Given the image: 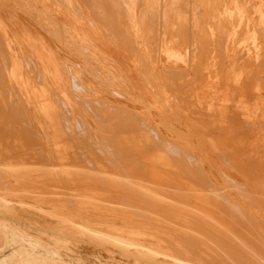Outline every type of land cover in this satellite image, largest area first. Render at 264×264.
<instances>
[{"label":"rangeland","instance_id":"1","mask_svg":"<svg viewBox=\"0 0 264 264\" xmlns=\"http://www.w3.org/2000/svg\"><path fill=\"white\" fill-rule=\"evenodd\" d=\"M262 10L264 0H0V21L18 41L7 40L1 22L0 263L264 264V179H257L256 186L227 181L231 200L214 188L216 210L243 213L224 219L212 215L208 206L197 209L198 202L185 197L201 186L194 177L200 167L194 165L197 170L191 174L192 168L178 173L165 185L159 173L150 174L164 151L158 145L145 151V143L135 141L136 133L145 138L146 121L152 136L157 135L153 125L163 128L152 105L175 95L178 85L174 87L171 75L180 72L174 70L177 65L188 67L194 54L191 77L203 75L211 82L222 68L227 76L238 75L237 63L212 61L232 58L233 50L241 54L239 59H253L246 64L252 70L240 73L256 76L248 88L256 99L206 96L194 101L214 110L212 120L222 118V108L231 123H256L253 128L264 137ZM251 47L256 53L249 56ZM13 66L19 67L23 86L30 84L24 94L10 82ZM226 83L240 89L236 78ZM30 103L39 105L36 114ZM198 106L194 103L195 112ZM53 119L67 134L68 121L75 131L81 123L89 132L85 128L70 139L64 133L58 137L41 126ZM249 131L246 127L240 138H249ZM67 143L68 152L62 148ZM254 148L237 149L252 167L253 155H264V143ZM180 169L172 165L170 170ZM256 172L246 171L245 178L264 174ZM243 183L249 186L245 191L239 187ZM251 222L253 228L247 227ZM224 233L236 239L220 238ZM245 251L248 263L238 257Z\"/></svg>","mask_w":264,"mask_h":264},{"label":"crops","instance_id":"2","mask_svg":"<svg viewBox=\"0 0 264 264\" xmlns=\"http://www.w3.org/2000/svg\"><path fill=\"white\" fill-rule=\"evenodd\" d=\"M260 14L264 15V10H262ZM0 23L3 24V28L6 31L5 35L7 36V40L13 44L18 43V41H17V39H15L14 35H13V39L10 38V33H11L10 26L6 22H4V20L3 21L1 20ZM263 26H264V24H263ZM179 45H181V44H179ZM177 47H178V45H177ZM246 53H247V55L251 56L254 53H256V51H254V48L251 47L248 49V51ZM246 53H245V55H246ZM230 55L232 58H226L224 55L223 58H219L216 60L214 59L212 61L222 62V63H237L238 67H236V69H239L240 72L242 70H244L242 68H245V71H247V69L252 70L251 67L249 68V66H245V65L247 63L250 64V62H252L253 59H243V60L241 58L239 59L238 57L239 56L241 57V54H239L235 50H233ZM194 58H195V55L192 54L191 59L189 60V66L188 67H185V65H177V67L174 68L175 71L180 70V72H174V74L171 75L175 79L174 87H176L178 85L176 87V89L174 88V91L176 92L175 95L174 96L170 95L168 97H165V98L161 99V101H159L157 104L152 105L153 110L158 111L157 113H154V111H152V114L154 116L157 115L159 118L162 119L161 124H162L163 128L161 127V125L160 126L159 125H156V126L153 125V127L155 128L154 131H157L158 136L157 135L152 136L151 134H149L150 130H152V129H151V127L148 128L146 126L147 123L150 124V122L146 121L145 122V130H146L145 138H143L142 136L140 137V135L136 133L135 134L136 135L135 141L136 142H144L145 143V151L150 150V149H155L157 147V145H158L157 148L164 151L163 155L160 154L158 157H156V160H157V158H158V160H160L156 164V165H158V169L153 168L154 166L150 168V174L157 175L159 173V175L161 176L159 178V181L163 182V184H165L164 182H166L168 179L170 181L171 180L170 178L175 177V175H177L178 173H182L183 171H185V173H187V171H188L187 167L193 168V166L195 164V165L199 166L201 169H203V171L206 173L207 177L209 176L207 178L208 179V183H207L208 185L207 186H209L210 188H222V189H224V185L226 183H228L229 180L240 181V177L237 175V173L234 172L235 171V169H234V167H235L234 162L235 161L232 158L234 151L227 147V144L230 142V136L233 135V136H238L240 138L241 137L240 135L245 133L246 127L247 128L251 127L250 131H249L250 132L249 134H251L249 136H251V137H249L248 139L251 138V140H250L251 146L254 148V147L259 146V143H258L255 135L256 134L258 135V133L261 134L262 132L259 131L258 133H256V131L254 130L255 128H253V126H256V123H254L252 121L233 120L235 122L231 123L227 112L222 113V115L220 114V116L222 117V118H220V120H218V119L216 121L212 120V117L215 115L213 114L214 112L213 113H211V112L214 110L210 109L208 107H202L201 102L200 101H194V98L197 97L200 100L202 98H206V96H209V97L211 96L216 100H226V99L229 100L231 98H233V99H235V98L246 99L248 96L250 99H256L255 96L253 97V92L248 91V88L250 85V80L252 78L254 79L256 76L241 74L240 72L238 75L231 74V75L227 76L224 74V72L226 70H223V68H222V70H221L222 74L220 73V75L217 77L213 76V78L215 77L214 80H216V81H214L212 79L211 82H209L206 79H204L203 75H201L199 77H197V76L191 77V74L193 73L191 63L194 64V62H196V59H194ZM207 61H210V60L207 59ZM262 62H264V60ZM19 74H20L19 67L13 66L12 72L10 74V82L12 80L13 83L19 89V93L22 94V92H23V94H24V89L27 88V86L29 88L30 84L27 83L26 85L23 86V84H25V82L23 83L24 77L22 75H19ZM225 78H226V80L228 79V82H229V78L238 79L239 83L237 85L240 89L239 90H236L233 88L230 89L228 83H226V80L224 81ZM242 79H243V82H240V80H242ZM183 85H185V89L181 90L182 88H184ZM182 94L185 95L186 97H183ZM178 97L181 99H179ZM192 100H193V102H192ZM194 103L199 105L198 106V108H199L198 112H195V110H197V109L194 108ZM158 105L160 106V108ZM190 105H191V107L189 108ZM45 109L48 111H50V110L53 111L55 108H53L51 106H49V107L47 106V108H45ZM218 109L223 110V111L227 110V109L224 110L222 108H218ZM29 110H30V112H34L36 114V112L39 110V105L35 104V103L34 104L30 103V109ZM206 116L208 117V119ZM227 117H228V119H227ZM30 121L31 122L33 121L34 123L36 121V123H37V119L32 117V116H31ZM49 121L50 120H48L47 124H44L41 126L49 127L48 130L51 129V132L53 134L55 133L58 137L60 135H63V133H64L68 136V139H70L71 137L75 136L76 132H77L76 136L84 133L85 128H86V131L89 132L88 126L82 125L80 122H79L80 124L77 125V131H75V129L71 128L73 126V124L70 123V121H68L66 125L68 126V130L70 131V133L67 134L65 132V130L62 129V126H60L61 124L58 121V119H53L50 122ZM186 123H187V125H185ZM37 126H38V124H37ZM86 131H85V133H86ZM178 132H180V133L184 132L185 135L188 134V132H190L191 135H190V137H188V139L183 140L180 138V135ZM252 134H254V135H252ZM261 136H262V134L260 135V137ZM130 137L133 138L132 135ZM225 138L227 139L226 142H225ZM107 139H109V138H107ZM208 139H209V142H208ZM57 141L59 142L58 139H57ZM89 141H91V143H94L95 138H91V139H89ZM185 141H187V143ZM243 142L244 141L242 140L241 143L243 144ZM262 142L264 143V141H262ZM238 143L240 145L239 141H238ZM163 144H166V145H163ZM91 145H93V144H91ZM63 146L64 147H62V148H63V150L65 149L66 152H68L70 150V144L69 143L64 144ZM165 149H167L168 152ZM182 150L184 151V154L186 153V156L188 157L187 163H183L184 165L179 164L178 161H177L178 163L176 162L177 158H181L180 157L181 155H179V154L183 153ZM217 152H219V153H217ZM170 154H172L174 156V159H175L176 155H179V157L176 156V159L174 160L173 156L172 155L170 156ZM193 155H194V157H193ZM244 156L246 157V155H244ZM193 158H194V160H193ZM195 159H196V161H195ZM188 163H189V166H188ZM172 165H174V166L179 165V168H182V169H180L179 172L173 171L174 172V174H173L172 170H170ZM181 165L183 167H181ZM225 165H226V167H225ZM161 166H163V167H161ZM159 167H161V168L159 169ZM174 168L176 169V167H174ZM219 168H221V172L218 171ZM231 171H232V173L230 174ZM224 175H226V176H224ZM231 175L232 176L234 175L235 177H232ZM236 176H237V178H236ZM189 178H190V182H192L193 179L191 177H189ZM166 189H168V191H169V190H172L173 188L168 187ZM11 230H14L13 232L17 233L15 229L11 228ZM9 259L11 260L10 256L7 257V259H3L2 262L5 263L6 261H9ZM0 264H3V263H0Z\"/></svg>","mask_w":264,"mask_h":264},{"label":"bare ground","instance_id":"3","mask_svg":"<svg viewBox=\"0 0 264 264\" xmlns=\"http://www.w3.org/2000/svg\"><path fill=\"white\" fill-rule=\"evenodd\" d=\"M144 2V1H143ZM114 3V2H113ZM156 4V3H155ZM117 5V4H116ZM101 7V6H100ZM99 9V8H98ZM101 9V8H100ZM99 12V11H98ZM140 20V19H139ZM171 22H173V21H171ZM139 23V22H138ZM172 26V25H171ZM161 35V34H160ZM185 36V35H184ZM186 37V36H185ZM173 42V41H172ZM160 46V45H159ZM171 48V47H170ZM253 52V51H252ZM199 53V52H198ZM192 55V54H191ZM156 56V55H155ZM223 58V57H222ZM221 60V59H220ZM226 61V60H225ZM200 64V63H199ZM242 65V64H241ZM240 65V66H241ZM189 66V65H188ZM246 66V65H245ZM169 76V75H168ZM207 79V78H206ZM172 80V79H171ZM191 81V80H190ZM205 81V80H204ZM188 82V81H187ZM203 82V81H202ZM183 86H185V85H183ZM169 87V86H168ZM171 87V86H170ZM193 90V89H192ZM237 92V91H236ZM176 93V92H175ZM179 94V93H178ZM218 94V93H217ZM182 97V96H181ZM179 98V97H178ZM183 98V97H182ZM179 99H181V98H179ZM192 102H193V100H192ZM191 107V105L189 106V108ZM203 107V106H202ZM185 109V108H184ZM189 111V110H188ZM223 111V110H222ZM221 111V112H222ZM193 112V111H192ZM202 112V111H201ZM213 112V111H212ZM206 113V112H205ZM222 113H224V111L222 112ZM194 114V113H193ZM211 114V113H210ZM106 115V114H105ZM215 115V114H214ZM222 115V114H221ZM191 117V116H190ZM193 117V116H192ZM207 117V116H206ZM221 117V116H220ZM224 117V116H223ZM105 118V117H104ZM128 118V117H127ZM100 119V118H99ZM194 119V118H193ZM198 119V118H197ZM207 119H208V117H207ZM211 119V118H210ZM227 119H228V117H227ZM230 119V118H229ZM245 120H248V119H245ZM109 121H111V120H109ZM216 121V120H215ZM229 121V120H228ZM249 121V120H248ZM149 122V121H148ZM231 122V121H230ZM122 123H124V122H122ZM114 124V123H113ZM116 124V123H115ZM201 124V123H200ZM253 124V123H252ZM185 125H187V123L185 124ZM189 125V124H188ZM207 125V124H206ZM209 125V124H208ZM234 125V124H233ZM239 125V124H238ZM81 126V125H80ZM149 126V125H148ZM147 126V127H148ZM82 127V126H81ZM109 127H111V126H109ZM121 127V126H120ZM151 127V126H150ZM261 127V126H260ZM149 128V127H148ZM152 128H154V127H152ZM196 128V127H195ZM251 128V127H250ZM257 128V127H256ZM254 129L255 131H256V133H258L259 131V129ZM155 129V128H154ZM153 129V130H154ZM173 129V128H172ZM199 129V128H198ZM137 130V129H136ZM150 130V129H149ZM120 132V131H119ZM125 132V131H124ZM134 132V131H133ZM153 132V131H152ZM202 132V131H201ZM156 133V132H155ZM179 133V132H178ZM154 134V133H153ZM188 136L190 137V132H188ZM231 134V133H230ZM255 134V133H254ZM262 134V133H261ZM261 134H259L258 133V135L256 134L255 135V137L257 138V141H258V143H259V146H260V143H263L262 141H264V137L262 138V137H260V135ZM87 135V134H86ZM180 135H182V134H180ZM187 135V134H186ZM118 136V135H117ZM158 136V135H157ZM183 136V135H182ZM113 137V136H112ZM164 137V136H163ZM181 137V136H180ZM184 137V136H183ZM201 137V136H200ZM251 137V136H250ZM253 137V136H252ZM107 138V137H106ZM182 138V137H181ZM184 138H187V137H184ZM129 139V138H128ZM97 140V139H96ZM190 140V139H189ZM195 140V139H194ZM223 140V139H222ZM226 138H225V142H226ZM244 141L243 142V144L241 143V141ZM250 140H251V138L250 139H248V138H246V139H242V138H239L238 136H233V135H231L230 136V142L227 144V147L228 148H230L231 150H233L234 151V153H233V156H232V158L234 159V163H235V167H234V169H235V173H237V175L240 177V180L241 181H246V182H248L249 183V181H250V183H252L253 185H257L256 184V182H258V180L261 182V183H263V181H262V179H264V174H261V178L260 177H249V180H247L246 178H245V176H247V175H245L246 173V171L248 172V173H250L251 171H257V172H259V171H263L264 172V155L263 154H254L253 156H254V158H255V160H256V166H254V167H252V165H250L251 164V162H249V160L247 159V157H245L244 155L245 154H238L237 153V149H239V148H241V147H243V145H247L248 146V148L249 149H251V150H254V148L251 146V142H250ZM122 141V140H121ZM238 141L240 142V145H239V143H238ZM97 142H98V140H97ZM103 142H105V141H103ZM166 142V141H165ZM186 143H187V141H185ZM194 142V141H193ZM208 142H209V139H208ZM119 143V142H118ZM105 144V143H104ZM161 144V143H160ZM211 144V143H210ZM122 145V144H121ZM162 145V144H161ZM163 145H166V144H163ZM171 145V144H170ZM239 145V146H238ZM92 146V145H91ZM94 146H96V145H94ZM105 146V145H104ZM107 146V145H106ZM180 146V145H179ZM89 147V146H88ZM103 147V146H102ZM156 147V146H155ZM171 147V146H170ZM94 148V147H93ZM104 148V147H103ZM180 148V147H179ZM178 148V149H179ZM226 149V148H225ZM112 150V149H111ZM165 150H167V149H165ZM171 150V149H170ZM169 150V151H170ZM175 150V149H174ZM177 150V149H176ZM94 151V150H93ZM180 151V150H179ZM183 151V150H182ZM167 152H168V150H167ZM176 152V151H175ZM188 152V151H187ZM94 153V152H93ZM184 153V152H183ZM183 153H180L179 155H181L180 157L181 158H177L176 159V156H178L179 157V155H176L175 156V159H176V162L177 161H179V162H182V163H187V159L186 158H188L187 156L186 157H184L185 155H186V153H185V155H182ZM215 153V152H214ZM217 153H219V152H217ZM177 154V153H176ZM172 154H170V156H171ZM197 155V154H196ZM218 155V154H217ZM109 156V155H108ZM168 156V155H167ZM173 156V155H172ZM220 156V155H219ZM218 156V157H219ZM247 156V155H246ZM183 157V158H182ZM191 157V156H190ZM193 157H194V155H193ZM173 159H174V156H173ZM174 159V160H175ZM220 159V158H219ZM106 160V159H105ZM193 160H194V158H193ZM204 160V159H203ZM254 160V159H253ZM195 161H196V159H195ZM222 161V160H221ZM230 161V160H229ZM223 162V161H222ZM233 162V161H232ZM226 163V162H225ZM181 164V163H180ZM184 165V164H183ZM186 165V164H185ZM192 165V164H191ZM195 165V164H194ZM130 166V165H129ZM187 166V165H186ZM188 166H189V163H188ZM196 166V165H195ZM207 166V165H206ZM181 167H183V166H181ZM197 167H199V166H197ZM215 167V166H214ZM124 168V167H123ZM188 168V167H187ZM182 169V168H181ZM201 168H199V170H200ZM130 170V169H129ZM188 170H189V168H188ZM194 170H197V168L195 167H193L191 170H189L188 172H190V174L194 171ZM198 170V171H199ZM120 171V170H119ZM230 171V170H229ZM202 172H204V171H202V169L199 171V172H197L196 171V176H194V177H196V179L199 181L198 183L201 185V186H199V185H196L194 188H193V185L191 186L193 189H189L190 191H189V193L185 196V197H189V198H191V197H194V199H193V201H196V203L198 202V208L197 209H199V210H201V207H203V206H208L211 210H209V211H211V213H212V215H218V216H221L222 218H224V219H227L228 218V216L230 217V215H237V216H240L241 217V214H243L242 213V211L240 212L239 211V209H234L235 211H232V209L230 210V208H227V209H222V212H221V210L219 209V210H216L215 209V207H214V205H216L215 204V202L217 201L218 202V199H217V196H216V193H214V194H212V191H213V189L214 188H209L207 185V183L208 182H206V181H204V180H202V174H204V173H202ZM212 172V171H211ZM256 172V173H257ZM262 172V173H263ZM173 173V172H172ZM232 173V171L230 172V174ZM189 174V173H188ZM234 174V173H233ZM256 175V174H255ZM121 176V175H120ZM190 176V175H189ZM224 176H226V175H224ZM188 177V176H187ZM186 177V178H187ZM191 177H192V179H193V174L191 175ZM209 177V176H208ZM207 176L206 177H203V178H208ZM237 177V176H236ZM185 178V179H186ZM189 178V177H188ZM217 178V177H216ZM183 179V178H182ZM184 179V180H185ZM210 179V178H209ZM258 179V180H257ZM187 181H188V179H186ZM207 180V179H206ZM189 181H190V179H189ZM208 181V180H207ZM197 182V181H196ZM210 182V181H209ZM151 183V182H150ZM155 183V182H154ZM165 183V182H164ZM229 183L231 184H233V186L234 185H241V184H237L238 183V180H229ZM124 184V183H123ZM160 184V183H159ZM219 184V183H218ZM221 184V183H220ZM244 184V183H243ZM242 184V186H239L242 190L244 189V191H245V189L247 190V188L249 187H247L245 184L243 185ZM124 186V185H123ZM164 186V185H163ZM208 187V188H207ZM227 187V186H226ZM236 188H237V186H236ZM162 189V188H161ZM218 189V188H217ZM216 189V190H217ZM234 189H235V187H234ZM163 190V189H162ZM188 190V189H187ZM192 190H194V191H192ZM219 190V189H218ZM236 190V189H235ZM239 190V192L242 194V190L240 191V189H238ZM221 193H222V191L225 193V195L227 194L228 195V198H229V200H231L232 199V195L229 193V191H228V188H225L224 187V189H222L221 188ZM160 192H162V191H160ZM215 192V191H214ZM239 192H237L238 194H239ZM247 192V191H246ZM160 194V193H159ZM165 194V193H164ZM218 194V193H217ZM162 194H160V196H161ZM180 196H181V193L179 194ZM159 196V195H158ZM159 196V197H160ZM183 196V195H182ZM185 197L183 196L182 198H184L185 199ZM122 198V197H121ZM183 199V200H184ZM187 199V198H186ZM192 199V198H191ZM264 199V198H263ZM190 200V199H189ZM219 200L221 201V199L219 198ZM192 201V202H193ZM192 202H191V204H192ZM262 202V201H261ZM260 202V204H264V202H262L261 203ZM249 203V202H248ZM252 203V202H251ZM195 205V204H194ZM222 205V204H221ZM223 205H224V203H223ZM196 206V205H195ZM220 206V205H219ZM262 206V205H261ZM227 207V206H226ZM240 209L241 210H244L245 212H246V209L244 208V207H240ZM192 211V210H191ZM159 212V211H158ZM221 212V213H220ZM240 214V215H239ZM146 215V214H145ZM198 215V214H197ZM245 216V215H244ZM215 217V216H214ZM183 218H185V217H183ZM203 218H205V217H203ZM233 218V217H232ZM173 219V218H172ZM207 219V218H206ZM229 220H230V218H228ZM7 220V219H6ZM174 220V219H173ZM252 222L254 221V220H251ZM145 222V221H144ZM248 223L247 224V227H249V228H253L252 227V225H253V223ZM161 223V222H160ZM195 223V222H194ZM202 223L203 224H205V222L204 221H202ZM6 224V223H5ZM148 224V223H147ZM153 224V223H152ZM8 225V224H7ZM208 225V224H207ZM210 225V224H209ZM254 226V225H253ZM7 227V226H6ZM213 227V226H212ZM10 228V227H9ZM214 228V227H213ZM224 228H225V230H228V228H226V226L224 225ZM245 230V229H244ZM237 231V230H236ZM231 232H233V231H231ZM235 234V233H234ZM258 234V233H257ZM167 235V234H166ZM232 235V234H231ZM231 235H229V234H227V233H224V234H222V236L220 237V238H226L227 240L226 241H228V239H230V240H232V239H236V237H233V236H231ZM250 235V234H249ZM237 236V235H236ZM245 236V235H244ZM248 236V235H247ZM261 236V235H260ZM239 237V236H238ZM23 238V237H22ZM171 238V237H170ZM256 238V237H255ZM174 239V238H173ZM250 239V238H249ZM264 239V238H263ZM42 241V240H41ZM225 241V240H224ZM233 241V240H232ZM257 241V240H256ZM256 241H253V242H256ZM26 242V241H25ZM177 242V241H176ZM260 242V241H259ZM264 242V241H263ZM262 242V243H263ZM261 243V242H260ZM261 243V244H262ZM180 244V243H179ZM254 244H256V243H254ZM253 244V245H254ZM264 244V243H263ZM172 245V244H171ZM203 245V244H202ZM257 245V244H256ZM255 245V246H256ZM214 247H216V246H214ZM251 247V246H250ZM56 248V247H55ZM256 248V247H255ZM260 248V247H259ZM53 249V248H52ZM182 249V248H181ZM186 249V248H185ZM261 249V248H260ZM228 250V249H227ZM244 250H246V249H244ZM211 251V250H210ZM218 251V250H217ZM247 251V250H246ZM245 251V252H246ZM212 252V251H211ZM245 252H242V254L240 255V256H238L239 257V259H240V261H242L243 260V262L245 263V262H247V257L248 256H246L247 255V252L245 253ZM57 253V252H56ZM55 253V254H56ZM213 253V252H212ZM257 253V252H256ZM250 255V254H249ZM260 255H262L261 253H260ZM251 256V255H250ZM226 257V256H225ZM227 258H228V256L226 257V260H227ZM211 259H213V258H211ZM210 259V260H211ZM232 259V258H231ZM237 259V258H236ZM252 259V258H251ZM261 259V258H260ZM234 260H235V258H234ZM263 260V259H262ZM261 260V261H262ZM234 263H237V261H233ZM232 262V263H233ZM239 262V261H238ZM263 262V261H262ZM229 263V262H228ZM233 263V264H234ZM248 263V262H247ZM261 263V262H260ZM67 264H72L71 263V260H70V262H68ZM229 264H231V263H229ZM237 264H239V263H237ZM262 264V263H261Z\"/></svg>","mask_w":264,"mask_h":264}]
</instances>
